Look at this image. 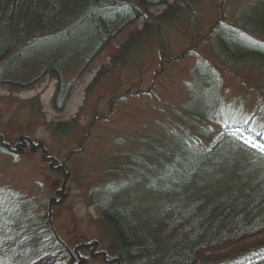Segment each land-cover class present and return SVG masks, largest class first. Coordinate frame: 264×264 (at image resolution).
<instances>
[{
  "label": "trees",
  "instance_id": "1",
  "mask_svg": "<svg viewBox=\"0 0 264 264\" xmlns=\"http://www.w3.org/2000/svg\"><path fill=\"white\" fill-rule=\"evenodd\" d=\"M158 4L167 7L151 14L148 8ZM191 5L188 0H0V84L20 89L49 76L56 81L51 106L59 111L73 81H62L69 70L80 76L111 39L139 18L141 28L116 49L119 57L142 34L160 37L163 22L191 11ZM253 9L254 21L240 15L243 26L226 24L214 43L226 53L217 52L226 64H259L264 81V0ZM212 70L206 72L215 92L217 71ZM207 75L205 80L192 77L194 84L207 81ZM204 95L199 103L208 113H199L197 102L185 108L179 120L189 133L177 136L183 138L176 147L152 153L137 149L131 156L120 151V190L116 185L99 221L110 258L94 241L67 247L47 220L43 228L34 225L23 233L38 240L25 251L11 248L10 235L0 234V241L8 240L1 256L11 254L3 264H85V250L111 264H264V150L226 133L235 125L209 129L211 115L227 112L216 110L219 101L210 90ZM239 129L264 148V129L249 130L246 124ZM1 135L0 150L6 154L37 150L30 139L8 142ZM137 138L135 146L153 148L146 136ZM47 158L50 164L56 161Z\"/></svg>",
  "mask_w": 264,
  "mask_h": 264
},
{
  "label": "rangeland",
  "instance_id": "2",
  "mask_svg": "<svg viewBox=\"0 0 264 264\" xmlns=\"http://www.w3.org/2000/svg\"><path fill=\"white\" fill-rule=\"evenodd\" d=\"M188 1L192 10L164 21L160 37L142 34L119 57L116 49L127 35L141 28L143 17L139 18L111 39L80 76L69 70L62 81H73L59 111L51 106L56 81L49 76L20 89L0 84L1 136L8 142L30 139L37 144V150L27 147L14 156L0 150V234L10 235L11 248L29 249L38 240H28L23 233L34 225L43 228L48 220L67 247L81 248L94 241L99 252L110 258L108 235L101 233L99 221L116 185L120 190V151L131 156L137 149L152 153L176 147V140L183 138L177 136L189 133L179 120L185 108L197 102V111L208 113L199 103L207 90L219 101L216 110L223 107L227 112L211 115L209 129L235 125L226 133L264 150L239 129L243 124L249 130L264 129L260 65L226 64L219 57L226 53L214 43L226 24L243 26L240 15L254 21L256 9L252 7L260 0ZM166 7L158 4L148 9L159 15ZM216 23L220 26L209 36ZM250 33L258 37L257 32ZM206 69L217 71L215 92L208 85L212 79ZM205 75L207 81L194 84L192 77L205 80ZM144 135L152 141V149L134 145ZM48 156L56 161L50 164ZM122 159L127 163L129 158ZM7 241H0V252ZM10 256L9 251L0 254V264ZM84 257L85 264H111L91 257L86 250Z\"/></svg>",
  "mask_w": 264,
  "mask_h": 264
}]
</instances>
